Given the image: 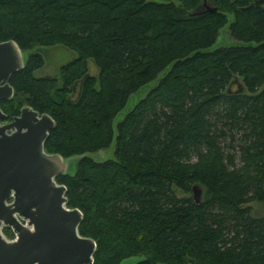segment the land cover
I'll use <instances>...</instances> for the list:
<instances>
[{
	"label": "trees",
	"instance_id": "16d2710c",
	"mask_svg": "<svg viewBox=\"0 0 264 264\" xmlns=\"http://www.w3.org/2000/svg\"><path fill=\"white\" fill-rule=\"evenodd\" d=\"M223 28L234 42L217 46ZM10 39L25 64L0 108L47 113L45 152L81 156L56 181L96 243L93 264H264V216L248 205L264 202V4L0 0ZM57 44L76 56L37 76ZM112 144L113 158L86 155Z\"/></svg>",
	"mask_w": 264,
	"mask_h": 264
},
{
	"label": "water",
	"instance_id": "95a60500",
	"mask_svg": "<svg viewBox=\"0 0 264 264\" xmlns=\"http://www.w3.org/2000/svg\"><path fill=\"white\" fill-rule=\"evenodd\" d=\"M204 6L208 12L216 11ZM25 57L14 40L0 42V100L13 98L9 79L24 67ZM54 127L50 115L29 105L21 106L19 115L8 122L0 108V264H93L96 243L79 234L82 213L67 206L66 187L56 181L81 156L45 152ZM191 192L194 202L202 200L201 185L193 184ZM3 228L15 239H6Z\"/></svg>",
	"mask_w": 264,
	"mask_h": 264
},
{
	"label": "rangeland",
	"instance_id": "374dc122",
	"mask_svg": "<svg viewBox=\"0 0 264 264\" xmlns=\"http://www.w3.org/2000/svg\"><path fill=\"white\" fill-rule=\"evenodd\" d=\"M159 1H166V0H159ZM233 42L234 41L229 35L227 29L225 28L221 29L216 39V45L217 46L230 45ZM44 54H45L44 65L35 71V74L37 76H44V75L57 76L59 67L76 56V53L73 50L68 49L67 47L60 44L45 48ZM89 66H90V73L96 74L97 68L94 66V64L91 61L89 62ZM234 88L236 87L234 86ZM144 94H145L144 92H139L137 94H134L133 97L129 99L128 102L129 107H132V105L137 100L142 98ZM91 155L96 161H103L107 158H113L114 144L110 145L108 148L93 152L91 153ZM236 155H237L236 161L238 162L239 161L238 154ZM74 164L75 162H73L68 172H72L74 170ZM177 195L185 196V193L180 190H177ZM248 205L251 207V213H253L256 216H264V202L253 200L250 201ZM3 235L8 240H12L14 238L13 232L10 229H8V232L6 231L3 232ZM137 260L138 258H129L125 261V264H133Z\"/></svg>",
	"mask_w": 264,
	"mask_h": 264
},
{
	"label": "flooded vegetation",
	"instance_id": "af4514ba",
	"mask_svg": "<svg viewBox=\"0 0 264 264\" xmlns=\"http://www.w3.org/2000/svg\"><path fill=\"white\" fill-rule=\"evenodd\" d=\"M0 101L2 102V101H9V100H0ZM3 112H4V111H3ZM5 114H6V113H5ZM6 115H7V114H6ZM17 115H19V113H18ZM14 116H16V115H14ZM14 116H12L11 118H8V116H7V122L10 121ZM3 232H5L4 228L2 229V233H3Z\"/></svg>",
	"mask_w": 264,
	"mask_h": 264
},
{
	"label": "built area",
	"instance_id": "2783aa9c",
	"mask_svg": "<svg viewBox=\"0 0 264 264\" xmlns=\"http://www.w3.org/2000/svg\"><path fill=\"white\" fill-rule=\"evenodd\" d=\"M13 235H14V238H13V239H15V234H13ZM13 239H12V240H13Z\"/></svg>",
	"mask_w": 264,
	"mask_h": 264
}]
</instances>
